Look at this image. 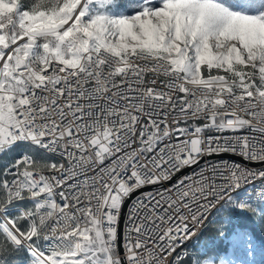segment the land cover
<instances>
[{
	"label": "snow or ice",
	"instance_id": "snow-or-ice-1",
	"mask_svg": "<svg viewBox=\"0 0 264 264\" xmlns=\"http://www.w3.org/2000/svg\"><path fill=\"white\" fill-rule=\"evenodd\" d=\"M238 221L264 0H0V264H264Z\"/></svg>",
	"mask_w": 264,
	"mask_h": 264
},
{
	"label": "trees",
	"instance_id": "trees-1",
	"mask_svg": "<svg viewBox=\"0 0 264 264\" xmlns=\"http://www.w3.org/2000/svg\"><path fill=\"white\" fill-rule=\"evenodd\" d=\"M241 224L244 227L247 226L249 229H251L253 234L259 239L260 243L264 246V229H262L258 224H253L251 221H238L237 222L238 226H240ZM205 235L216 237V235L213 231H209V232L205 233L202 237H204ZM208 251L211 252V249H209Z\"/></svg>",
	"mask_w": 264,
	"mask_h": 264
},
{
	"label": "rangeland",
	"instance_id": "rangeland-1",
	"mask_svg": "<svg viewBox=\"0 0 264 264\" xmlns=\"http://www.w3.org/2000/svg\"><path fill=\"white\" fill-rule=\"evenodd\" d=\"M246 228H248V227L246 226ZM249 230H251V229H249ZM255 239L257 241L258 246L261 248H264V246L260 243L259 239L256 236H255ZM200 244L204 247L205 250L208 251L209 249H211V251H213L217 247V245L219 244V241L215 236H206L205 235L204 237H202L200 239Z\"/></svg>",
	"mask_w": 264,
	"mask_h": 264
},
{
	"label": "built area",
	"instance_id": "built-area-1",
	"mask_svg": "<svg viewBox=\"0 0 264 264\" xmlns=\"http://www.w3.org/2000/svg\"><path fill=\"white\" fill-rule=\"evenodd\" d=\"M238 159V158H237ZM250 167H259V165H249Z\"/></svg>",
	"mask_w": 264,
	"mask_h": 264
}]
</instances>
